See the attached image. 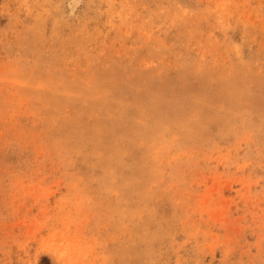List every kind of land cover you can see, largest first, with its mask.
I'll return each mask as SVG.
<instances>
[{"label":"rangeland","instance_id":"rangeland-1","mask_svg":"<svg viewBox=\"0 0 264 264\" xmlns=\"http://www.w3.org/2000/svg\"><path fill=\"white\" fill-rule=\"evenodd\" d=\"M0 264H264V0H0Z\"/></svg>","mask_w":264,"mask_h":264}]
</instances>
